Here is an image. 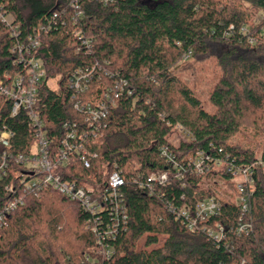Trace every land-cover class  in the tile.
<instances>
[{"label": "trees", "instance_id": "trees-1", "mask_svg": "<svg viewBox=\"0 0 264 264\" xmlns=\"http://www.w3.org/2000/svg\"><path fill=\"white\" fill-rule=\"evenodd\" d=\"M71 1L0 0V13L13 20L11 27L0 21V79L22 73L21 66L12 65L11 49L42 25L46 31L29 56L44 65L36 109L52 156L68 132L86 130L75 103L95 104L109 94L115 106L105 121L104 141L90 149L97 155L90 168L71 154L54 172L100 194L115 167L120 170L126 227L112 243L108 261L99 256L98 262L86 260L95 258L98 249L87 228L89 215L52 188L38 195L20 191L15 175L22 167L10 163L0 180V210L19 195L23 204L0 228V264H264V171L255 166V139H264V0H77L91 19L87 27L80 20L74 24ZM211 59L217 74L209 84L213 109L207 111L193 82L180 72L190 60L200 64ZM78 69L91 71L82 93L69 88ZM48 79H56L57 91L46 85ZM123 83L121 92L115 85ZM176 125L193 140H182ZM4 128L14 134L10 151L29 152L34 137L27 113L11 117L10 105L0 97V130ZM162 148L173 162L160 155ZM197 152L208 157L202 174L191 164ZM260 157L264 159V146ZM241 167H251L254 179L251 193L245 187L246 213L235 202L232 181L233 171ZM157 172L170 174L167 184L153 183L152 192L139 186ZM10 185L13 193L6 191ZM212 197L220 202V213L198 221L194 231L169 209H192ZM241 216L251 226L245 235L235 232ZM103 218L109 222L108 214ZM217 226L223 229L220 241L201 230Z\"/></svg>", "mask_w": 264, "mask_h": 264}, {"label": "built area", "instance_id": "built-area-1", "mask_svg": "<svg viewBox=\"0 0 264 264\" xmlns=\"http://www.w3.org/2000/svg\"><path fill=\"white\" fill-rule=\"evenodd\" d=\"M71 9L76 10L74 24L80 23L83 27L91 26V19L85 17L79 9L77 0L69 3ZM0 21L7 27L12 26V18L9 15L0 13ZM36 33L29 35L26 42L16 44L11 53L13 57V66H21L22 73L14 76L4 75L0 79V97L10 105V116H16L19 112L25 111L29 120V128L33 132L34 143L29 152L13 153L10 151L11 141L14 136L9 129L0 130V180L5 178L9 172V164L22 167V172L15 175L19 190L32 192L35 195L43 188H52L56 190L63 198L76 201L82 209L89 215L87 219V228L94 234L95 243L98 247L96 257H86V260L98 262V256L102 261H108L114 253L112 243L116 240L121 229H125L127 223V209L123 202V193L121 186L123 184L121 171L116 170L108 177L106 185L103 187L100 194H95V190L91 185L79 186L75 182L63 181L61 177L54 172L58 165L67 164L70 155L76 154L78 160L86 169L90 168V160L95 159L97 155L90 149L104 141V129L106 127V119L109 109L115 106V102L110 100L109 94H105V101H99L95 104L76 102L74 107L84 117L86 130L72 131L66 134L62 147L59 148L56 155L52 156L48 149L49 142L43 130V123L39 118L38 110L36 109L39 102V87L44 80L45 71L41 59L29 56L30 51L36 50L40 45V33L46 29L42 25L36 27ZM244 29L242 32L244 33ZM80 32H77L78 35ZM12 35L16 32L12 30ZM27 55V57H26ZM189 54L183 57V61L189 59ZM91 71L76 70L69 78V88L74 93H82L87 88V83ZM50 84H53L51 86ZM46 85L53 91L58 90L56 79H48ZM119 90L126 88L123 83ZM130 95L131 91L127 90ZM117 97V95H116ZM175 129L180 132L182 140L192 141L191 134L183 129L180 125H176ZM160 155L166 158L168 163L173 162L171 154L166 148L160 149ZM208 157L203 152H197L191 164L196 173L202 174L205 168L204 163ZM256 167L264 171V159L258 158ZM173 168L179 172L177 164H173ZM218 163L214 162L212 169L217 170ZM251 167H241L233 171V182L235 183L236 195L235 202L242 213L248 210V187L252 192L254 179L252 176ZM170 174L168 172L152 173L147 177V184L139 183L140 187L146 188L152 192L153 183L164 186L168 183ZM237 179H241L240 181ZM13 186H7L6 191L13 193ZM23 204L22 196L14 197L9 200L0 210V228L6 224L7 215ZM169 209L176 216V219L181 220L189 231L197 230L198 221L206 220L212 216H217L220 213V202L215 198H208L198 201L191 209L185 206L175 208L170 206ZM105 214L109 215V222L103 218ZM251 226L248 222L242 221V216L239 218V223L236 226L237 234H248ZM207 236L215 241H220L223 237V229L220 226L215 228L202 227ZM101 263V261H100Z\"/></svg>", "mask_w": 264, "mask_h": 264}, {"label": "rangeland", "instance_id": "rangeland-1", "mask_svg": "<svg viewBox=\"0 0 264 264\" xmlns=\"http://www.w3.org/2000/svg\"><path fill=\"white\" fill-rule=\"evenodd\" d=\"M261 13L262 12L258 13L256 16L254 15L253 20L257 21L258 20L257 18L258 16H260ZM213 65H214L213 59H211L210 61L204 62V63H200V64L194 60H190L188 63L185 64L184 67L181 68V72H180V75L185 81L193 82V83H190V86H192L195 96L200 100L201 105L207 111H212L213 109L208 102V94L210 91V85L215 82V76L217 74V71L215 68H213ZM50 85L53 86V84H50ZM237 139L235 140L237 141ZM249 139L253 141L252 138H247V140ZM240 140L241 139H239L238 141L243 142ZM256 140H257V146H259L256 149V154L259 156L258 158H260V155L262 153V146H264V139L262 138L255 139V142ZM237 180L240 181L241 179H237ZM216 184L218 187L225 189V186L222 185L220 182L216 181ZM220 192H221V189H220Z\"/></svg>", "mask_w": 264, "mask_h": 264}]
</instances>
